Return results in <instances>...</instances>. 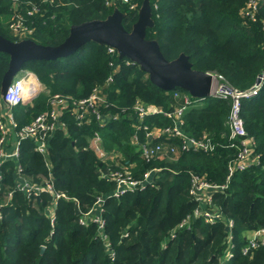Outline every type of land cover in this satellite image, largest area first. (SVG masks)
Listing matches in <instances>:
<instances>
[{"label":"trees","instance_id":"16d2710c","mask_svg":"<svg viewBox=\"0 0 264 264\" xmlns=\"http://www.w3.org/2000/svg\"><path fill=\"white\" fill-rule=\"evenodd\" d=\"M143 1L117 3L124 14L122 24L129 32L139 18ZM248 1L150 0L153 26L147 27L146 39L156 40L167 60L184 53L193 69L215 72L232 86L246 89L264 68V0L260 1L256 21L241 15ZM20 2L26 24L33 28L28 37L44 46L62 44L73 25L106 19L115 9L105 0H55L53 4H43L42 11L31 16L26 11L27 5L40 0ZM131 4L137 6L131 8ZM13 5L14 0H0V35L19 41L21 38L10 28ZM127 59L111 53L108 45L90 40L75 53L57 59L32 60L24 65L23 69L33 71L46 89L13 108L20 125L31 122L48 108L50 94L87 97L110 75L113 80L107 92L111 104L107 110L120 116L100 129L96 121L78 125L66 113L67 129L52 136L46 156L34 150L31 140L22 142L20 161L25 174L42 183L52 173L55 188L70 198L59 201L52 223L47 214L53 203L50 192H43L40 200H34L17 190L0 219V264H264V247L250 254L243 252L247 243L245 233L264 226V85L258 96L244 99L241 108L246 128L256 139L255 152L260 155L262 165L236 171L228 188L215 195L216 203L234 220V257L224 261V222L209 224L195 219L190 228L178 229L174 238L170 233L196 206L189 194L190 172L215 183L227 179L229 162L237 154V149L230 146L231 101L215 96L198 98L184 114L183 131L194 138L209 135L216 144L214 151L190 148L182 151L177 160L147 162L140 157L139 146L131 141L139 123L133 110L135 101L140 99L172 111L183 105L184 96L190 93L180 87L166 90L157 86L148 72L136 62L128 64ZM10 60V53L0 50V98ZM176 91L179 96H175ZM172 124V119L164 114L149 115L143 123L160 130ZM98 129L108 151H119L123 163H135V176L161 168L153 172L154 185L107 199L103 215L114 259L99 236L97 225L79 223L81 213L88 211L98 196L115 188V183L103 174L117 168L116 162L103 161L88 148ZM140 136L142 141L146 140L144 131ZM158 140L165 141V137ZM166 141L182 144L178 137ZM15 167L12 160L3 165L4 192L16 187ZM74 198L78 200V214ZM125 232L127 236L123 235Z\"/></svg>","mask_w":264,"mask_h":264},{"label":"built area","instance_id":"2783aa9c","mask_svg":"<svg viewBox=\"0 0 264 264\" xmlns=\"http://www.w3.org/2000/svg\"><path fill=\"white\" fill-rule=\"evenodd\" d=\"M130 0H105L108 6H114L118 2L128 3ZM261 0H249L241 11L243 18L256 21L259 13ZM55 0H40V2L28 4L26 11L29 15H34L42 11V5L45 3L53 4ZM137 4H131V8H135ZM14 13L10 28L16 36L22 39L29 38L33 28L26 24V17L23 14V7L20 0H14ZM262 31L264 35V19L262 20ZM111 53L119 52L116 48L108 46ZM127 58V57H126ZM127 63H135L131 59H127ZM113 65V63H111ZM31 79H34L32 81ZM113 77L110 75L106 81L96 86L87 97L75 98L71 95H63L61 93L50 94L47 99L48 108L37 115L31 122L20 125L16 119L13 108L20 104L31 101L41 91L46 88L38 79L37 75L28 69H21L13 78L8 86L6 93L0 98V219L3 218V209L13 198L14 193L18 190L26 198L40 200L43 192H50L53 197V203L47 209L51 222L56 219V209L62 198L70 197L63 191L57 190L53 183V174L50 173L42 183L31 180L25 172L21 164V146L25 140H31L34 150L43 155H47L50 148V140L58 130L67 129V121L64 115L70 114L78 125L92 124L93 121L97 125L104 128L111 121L119 118V113L111 112L107 88L112 82ZM216 83V84H215ZM264 85V68L258 75L254 84L246 89H238L217 74L214 76V83L211 90V96L223 99H230L231 109L228 118L230 128L231 147L237 149V154L232 158L228 165V176L224 183H215L207 180L195 172H190V188L189 194L196 202V206L192 212L188 213L182 221L174 228L170 235L171 238L176 236L177 230L180 228H190L193 220L202 219L204 222L214 224L216 222L225 223V242L226 253L224 261H229L234 257V220L227 216L223 208L216 203L215 195L220 191L228 188L229 180L236 171L245 170L252 165H262L261 157L255 152L257 146L256 139L249 134L245 121L241 115L242 101L244 99L253 98L260 94ZM180 92L176 91L175 96H179ZM198 98L194 99L191 95L184 96V103L175 107L172 111H164L162 107L154 104H146L138 99L133 105V110L138 116L139 123L135 125V131L132 134L131 141L139 146L140 157L150 162L155 159L177 160L182 151L193 148L195 150H203L212 152L216 148V144L212 138L204 134L200 138L188 136L183 131L184 114L189 106L193 105ZM126 111V108L123 109ZM152 114H164L172 119L173 124L162 130L150 129L149 126L143 125L147 116ZM145 132L146 140L142 141L140 134ZM165 137V141H159L161 137ZM181 138L182 144L177 146L168 143L166 140L171 138ZM191 142V146H189ZM88 148L92 149L96 155L103 161L114 160L117 168H111L104 172L103 176L115 183L114 190L107 195L97 197L95 204L86 212L79 216V223L88 226L94 223L98 227L99 236L102 238L106 248L109 250L111 259L115 257V251L105 231L106 220L104 218V205L107 199L114 197L120 198L128 192H136L144 190L149 185H154L153 172H158L161 168L156 167L145 171L141 177L134 175L133 169L135 163H123V155L119 151H108L103 143V136L100 130H96L90 138ZM8 160L16 163L15 181L16 187L4 192L2 183L4 181L3 165ZM47 166L49 164L47 163ZM264 167V165H263ZM50 170V167H49ZM78 205L77 198H74ZM79 206V205H78ZM246 245L243 248L245 254H250L254 249L264 247V226L248 230L246 233ZM127 236L128 233L123 234ZM249 251H251L249 253Z\"/></svg>","mask_w":264,"mask_h":264},{"label":"water","instance_id":"95a60500","mask_svg":"<svg viewBox=\"0 0 264 264\" xmlns=\"http://www.w3.org/2000/svg\"><path fill=\"white\" fill-rule=\"evenodd\" d=\"M123 17V12L115 9L106 19L73 25L70 35L58 46H44L30 38L12 41L0 35V50L11 55L2 94L6 93L14 76L27 62L67 56L78 51L88 41L95 40L116 48L121 58L127 57L138 63L149 73L151 81L163 89L174 90L180 87L193 97L202 99L211 96L215 72L193 69L189 57L184 53L169 61L156 40L146 39L147 27L153 26L150 0L143 1L139 18L130 32L122 24ZM188 144L191 146V142ZM75 211L76 214L79 213L78 205L75 206ZM44 250L45 247L42 246V251Z\"/></svg>","mask_w":264,"mask_h":264},{"label":"rangeland","instance_id":"374dc122","mask_svg":"<svg viewBox=\"0 0 264 264\" xmlns=\"http://www.w3.org/2000/svg\"><path fill=\"white\" fill-rule=\"evenodd\" d=\"M114 7H115V9H119V8H118V6H117V4H116V5H114ZM115 9H114V10H115ZM119 10H120V9H119ZM215 84H216V83H215ZM167 159H168V158H167V157H165V159H164V160H167Z\"/></svg>","mask_w":264,"mask_h":264},{"label":"bare ground","instance_id":"6f19581e","mask_svg":"<svg viewBox=\"0 0 264 264\" xmlns=\"http://www.w3.org/2000/svg\"><path fill=\"white\" fill-rule=\"evenodd\" d=\"M32 81H34V79H31Z\"/></svg>","mask_w":264,"mask_h":264}]
</instances>
